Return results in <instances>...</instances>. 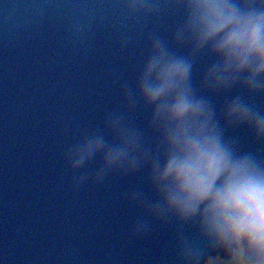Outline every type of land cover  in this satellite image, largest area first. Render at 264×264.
Returning a JSON list of instances; mask_svg holds the SVG:
<instances>
[{
	"label": "clouds",
	"instance_id": "9594fccd",
	"mask_svg": "<svg viewBox=\"0 0 264 264\" xmlns=\"http://www.w3.org/2000/svg\"><path fill=\"white\" fill-rule=\"evenodd\" d=\"M111 11L121 28L176 20L168 34L148 35L134 81L120 85L118 107L65 146L71 191L143 174L144 187L126 197L141 213L133 239L152 223L174 225L176 264H264V105L256 102L264 99V0H116ZM238 129L255 151L230 134Z\"/></svg>",
	"mask_w": 264,
	"mask_h": 264
},
{
	"label": "water",
	"instance_id": "95a60500",
	"mask_svg": "<svg viewBox=\"0 0 264 264\" xmlns=\"http://www.w3.org/2000/svg\"><path fill=\"white\" fill-rule=\"evenodd\" d=\"M115 3L0 0V264H176L174 225L152 223L143 238L131 237L141 213L126 197L144 187L143 174L73 193L64 168L65 146L118 107L120 85L134 81L148 35L168 34L176 20L121 28ZM207 63L198 64L194 81ZM214 100L219 107L224 97ZM136 123L143 128L145 115ZM230 134L244 150L259 147L244 129Z\"/></svg>",
	"mask_w": 264,
	"mask_h": 264
}]
</instances>
